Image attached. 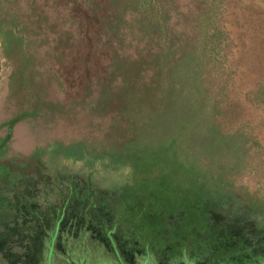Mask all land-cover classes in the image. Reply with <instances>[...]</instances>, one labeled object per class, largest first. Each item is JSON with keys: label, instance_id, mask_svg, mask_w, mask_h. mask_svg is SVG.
Listing matches in <instances>:
<instances>
[{"label": "rangeland", "instance_id": "rangeland-1", "mask_svg": "<svg viewBox=\"0 0 264 264\" xmlns=\"http://www.w3.org/2000/svg\"><path fill=\"white\" fill-rule=\"evenodd\" d=\"M148 64L161 77L138 78ZM139 79L153 85L127 92ZM0 114L2 127L37 115L49 132L59 120L94 121L87 158L111 187L131 185L129 152L170 145L176 169L168 164L160 180L182 184L184 166H195L214 199L244 162L215 126L264 142V0H0ZM145 152L154 162L164 153ZM181 209L189 213L185 202Z\"/></svg>", "mask_w": 264, "mask_h": 264}, {"label": "flooded vegetation", "instance_id": "flooded-vegetation-1", "mask_svg": "<svg viewBox=\"0 0 264 264\" xmlns=\"http://www.w3.org/2000/svg\"><path fill=\"white\" fill-rule=\"evenodd\" d=\"M35 119L25 114L0 126V138L12 142L0 150V264H264V142L257 132L224 134L215 126L220 143L244 162L231 167L228 186L213 199L195 166H184L187 182L160 180L168 164L176 169L170 145L129 152L131 185L111 187L95 179L99 167L87 158L94 121L59 120L49 132ZM47 131L53 139L43 138ZM154 148L162 160H144Z\"/></svg>", "mask_w": 264, "mask_h": 264}, {"label": "trees", "instance_id": "trees-1", "mask_svg": "<svg viewBox=\"0 0 264 264\" xmlns=\"http://www.w3.org/2000/svg\"><path fill=\"white\" fill-rule=\"evenodd\" d=\"M149 70H151V71L154 73L153 78L156 79V76H157V77H161V69H159L158 67H156V66H154V65H150V64L144 66L142 72L139 73V74H137V77H138V78H140L141 76L143 77L144 74H145V75L147 74V73H145V72H147V71H149ZM141 81H142V83H143L142 86H144L145 88H150V87L153 85L152 83L148 85L147 83H148L149 81H144V82H143L142 79H139V81H138L136 84H135L136 81H131V84H130V85L125 86L126 91L129 92V93H131L135 88H139V87L141 86ZM134 84H135V85H134ZM131 85H132V87H131ZM107 100H108V99H107ZM109 100H110V98H109ZM109 103H111V102L108 101V104H109ZM105 104H107V102H106ZM111 104H112V103H111Z\"/></svg>", "mask_w": 264, "mask_h": 264}]
</instances>
